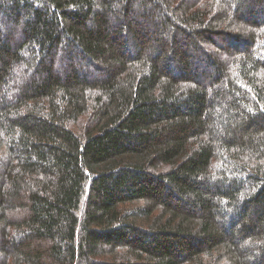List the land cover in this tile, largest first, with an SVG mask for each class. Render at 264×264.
Masks as SVG:
<instances>
[{
	"label": "trees",
	"instance_id": "16d2710c",
	"mask_svg": "<svg viewBox=\"0 0 264 264\" xmlns=\"http://www.w3.org/2000/svg\"><path fill=\"white\" fill-rule=\"evenodd\" d=\"M0 264H264V0H0Z\"/></svg>",
	"mask_w": 264,
	"mask_h": 264
}]
</instances>
